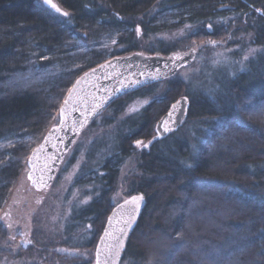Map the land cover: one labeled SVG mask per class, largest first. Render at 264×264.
<instances>
[{"label":"trees","instance_id":"1","mask_svg":"<svg viewBox=\"0 0 264 264\" xmlns=\"http://www.w3.org/2000/svg\"><path fill=\"white\" fill-rule=\"evenodd\" d=\"M54 1L62 13L41 0H0V218L81 75L115 57L170 56L194 46L191 67L201 69L128 94L96 118L82 134L84 151L68 165L80 153L72 188L91 189V200L66 232L35 219L30 247L16 255L0 249V264L38 256L45 264H95L122 201H115L122 176L126 198L143 194L146 203L120 264H264V0ZM225 49L230 63H215L214 53ZM184 95L191 106L183 125L141 149ZM136 101L147 104L128 115ZM78 233L87 257L64 258L63 248L82 242ZM8 238L0 222V248Z\"/></svg>","mask_w":264,"mask_h":264},{"label":"water","instance_id":"2","mask_svg":"<svg viewBox=\"0 0 264 264\" xmlns=\"http://www.w3.org/2000/svg\"><path fill=\"white\" fill-rule=\"evenodd\" d=\"M42 1L52 11L59 14L63 12L54 0L52 3L60 9L59 12ZM196 57V49L176 52L170 56L134 53L112 58L81 75L71 87L70 103L65 105L64 100L60 107L58 124L51 127L28 158L27 177L31 186L37 192H45L52 187L59 168L77 139L115 101L142 88L174 78L183 69L191 67ZM177 101L180 103L177 104ZM173 104H177L175 110ZM173 104L157 122L155 136L141 149L149 150L155 142L170 136L186 121L191 106L189 97L184 95ZM165 120L168 121L167 125L161 127ZM133 197L142 199L134 203ZM145 203V196L136 194L113 208L95 250L96 264L98 248L100 264H120L129 235L135 229ZM121 229H124L123 233ZM106 230L110 235H105ZM101 237L104 238L103 242Z\"/></svg>","mask_w":264,"mask_h":264},{"label":"rangeland","instance_id":"3","mask_svg":"<svg viewBox=\"0 0 264 264\" xmlns=\"http://www.w3.org/2000/svg\"><path fill=\"white\" fill-rule=\"evenodd\" d=\"M194 49L197 50L198 47L194 46ZM230 52V50L225 49L221 50L219 53H214L216 60H218L215 63L223 64L224 66L228 65V63H230ZM246 53L247 54L243 56L241 62H239V71L245 70L246 66H244V64H246V61L253 54L252 50L247 51ZM201 63L202 61H200L199 64L202 65ZM200 69L201 66L199 65L195 68H185V70L183 69L181 71L180 75L183 78L188 79L196 75L200 71ZM146 104L147 103H145V101L133 102L132 105L128 108L127 114H137L138 112L142 111ZM86 140H88V136L81 135L74 144L69 154L66 156L64 163L58 170V174L62 175L61 181L58 182L54 189L51 187L45 192H37L31 186L27 175L22 178L6 210L0 218V222L7 228L10 235L8 241L1 245V250L9 251L12 254L16 255L21 252L23 248L28 249L31 244L30 239L32 238V234L35 230V219L42 222L43 225L47 227L45 228L46 230L50 229L55 233L66 232V229L68 228L70 223L69 220L73 213L88 204L92 196L91 189L88 188V192H86V190L84 192H80L72 188L73 181L83 169V165L81 161H79L80 153L76 157L72 167L68 168V165H70V162L75 156V153L84 151L81 143ZM92 140L93 139L91 138L90 142ZM127 168L128 169L124 171L123 174L129 172L130 167L128 166ZM122 177L123 182L121 183L120 189L115 196V201L122 200L121 202H123V199L125 200L129 198H126L125 195L128 190L126 187L127 184H124V176ZM85 234L87 235V233ZM78 238H83V240L82 242H79V245H76L75 242L73 244V247H75L74 249H62L63 255L67 256L64 258L73 257L79 259L87 257L88 250L83 246L85 235H81V233H78ZM44 259H42L40 256L31 259V261H27L25 259L21 261L16 258L14 260H10L11 262H8L7 264H19L21 262H24V264L25 262H34L33 264H45L43 263V261H45ZM47 262H50V264H52V260H47Z\"/></svg>","mask_w":264,"mask_h":264},{"label":"snow or ice","instance_id":"4","mask_svg":"<svg viewBox=\"0 0 264 264\" xmlns=\"http://www.w3.org/2000/svg\"><path fill=\"white\" fill-rule=\"evenodd\" d=\"M44 2L46 3V4H50V6L52 7V8H54V9H56V11L57 12H59L60 11V9L56 6V4H54V3H52V0H44ZM65 15H67V13H65ZM209 27H211V25H209ZM77 84H79V81H77ZM75 87V86H74ZM71 97H72V90L70 89L69 90V97L68 98H66L65 99V101H64V104L65 105H68L69 103H70V100H71ZM145 103H147L146 101H145ZM180 103V101H177V104H179ZM177 104H173L172 105V108L175 110L176 108H177ZM63 113H64V108L62 107L61 108V116H63ZM172 115V113L171 112H169V116H171ZM54 119H55V117H54ZM167 123H168V121H163L162 122V124H161V127H164L165 125H167ZM165 130H168L166 127H165ZM142 141H136V144H137V146H140V145H142ZM146 146V145H145ZM34 152L36 151V150H33ZM31 159V158H30ZM188 167H191V165H188ZM140 199H142V197H133L132 198V202H137L138 200H140ZM126 203H128V201H126ZM110 220H111V218H110ZM130 226V225H129ZM121 232L123 233L124 232V229H121ZM105 235H110V233H108L107 232V230H106V232H105ZM103 237H101V241L103 242ZM99 255H100V252H99V248H98V250H97V264H100V260H99ZM117 255H118V251H117ZM105 264H107V262H105Z\"/></svg>","mask_w":264,"mask_h":264},{"label":"bare ground","instance_id":"5","mask_svg":"<svg viewBox=\"0 0 264 264\" xmlns=\"http://www.w3.org/2000/svg\"><path fill=\"white\" fill-rule=\"evenodd\" d=\"M78 140V139H77ZM131 197V196H130ZM126 200V199H125ZM124 201V200H123Z\"/></svg>","mask_w":264,"mask_h":264}]
</instances>
